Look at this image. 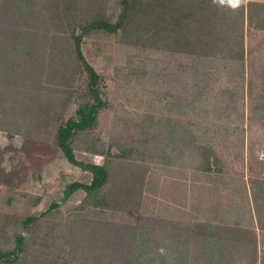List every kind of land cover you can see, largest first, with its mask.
<instances>
[{
	"label": "rangeland",
	"instance_id": "rangeland-1",
	"mask_svg": "<svg viewBox=\"0 0 264 264\" xmlns=\"http://www.w3.org/2000/svg\"><path fill=\"white\" fill-rule=\"evenodd\" d=\"M57 1L63 9V0ZM147 1L135 0L138 6ZM182 1L193 5L198 0ZM40 2L0 0V28L5 35L0 41L3 251L13 250L16 229L24 218L41 215L54 203L59 207L47 218L48 224L61 225L68 232L73 225L90 220L87 218L93 211L86 204L84 191H77L64 202L67 186L75 181L89 184L91 174L71 166L63 154L49 153L61 119H69L87 99L88 74L73 55V39L64 13L61 25L57 26L55 20L53 25V20L46 24L39 12L50 9L37 7H44ZM250 2L264 4V0H246ZM75 6L78 20L91 19L101 12L113 24L122 7L121 0H75ZM146 8L163 11L160 7ZM262 23L264 14L251 25L245 20L244 63L137 46L123 41L122 31L83 34L85 59L100 75V97L112 108L101 110L99 125L91 134L77 139L75 154L87 163L104 162V157L86 151L94 141L113 156L125 155L123 171H132L138 180L136 186H127L134 191L133 196L117 203L120 212H109L106 217H113L120 226L155 231L154 238L160 241H164L166 232L190 235L194 228L191 216H204L208 223H214L222 209H230L234 199L230 188L224 189L226 184L236 186L242 194L244 186L250 190L254 179L264 180ZM60 30H64L62 35L58 34ZM144 169L148 181L139 178ZM38 198L41 201L35 204ZM167 207L171 209L166 211ZM94 212L90 216L105 218L98 210ZM258 212L264 224L262 200ZM257 223L254 217L250 230L258 235L262 257L264 230ZM40 226L23 234L33 238L29 248L44 251L45 258L60 255L65 260L83 262L91 252H99L96 245L78 249L79 254L73 256L59 251L64 241L60 244L54 233L50 240L46 234L53 232L51 226ZM41 239L45 245H35ZM248 250L243 246L238 249L243 254L238 256V264H246L243 256ZM108 257L104 264H113Z\"/></svg>",
	"mask_w": 264,
	"mask_h": 264
},
{
	"label": "trees",
	"instance_id": "trees-1",
	"mask_svg": "<svg viewBox=\"0 0 264 264\" xmlns=\"http://www.w3.org/2000/svg\"><path fill=\"white\" fill-rule=\"evenodd\" d=\"M121 6V12L113 24L112 20L107 19L101 12L91 19L78 20L75 0H63L65 20L74 41L75 53L88 74V94L87 99L81 101L69 119H61L52 143L60 148L71 165L92 176L89 184H69L64 196L65 202L77 191H84L87 195L86 204L92 206L89 210H93L87 218L90 220L73 225L69 232L64 231L61 225H52L50 221L48 224L47 218L59 207L58 203H54L45 213L27 216L20 222L21 226L16 229L15 246L10 251L0 249V262L97 264L100 261L98 264H104L110 256L113 264H238V256L243 255L238 253V249L243 246L244 249H249L243 256L246 264H264V254L259 256L258 235L255 230H250L254 225V217L259 228L264 230L263 219L258 212L259 200L264 201V180L254 179L250 190L244 186L242 194L238 193L236 186L226 184L224 189L230 188L234 201L230 209H222L218 213V221L208 223L204 216L197 219L191 216L194 228L190 235L166 232L164 241H160L154 238L155 231L140 229L135 225L120 226L113 217H106L109 212H120L121 207L117 203L127 201L133 196L131 193L134 191L127 186L130 187L132 183L136 186L138 182L136 174L132 171H123L125 155L113 156L110 152L102 150L94 141L87 145L89 148L86 151L103 156L105 161L102 165L80 161L75 154L77 139L91 134L99 125L101 110L112 108L100 97V75L83 55V34L99 30L115 34L122 31L125 34L123 41L137 46L244 63L245 20L247 19L249 25L259 21L264 14V4L246 3V0H243L238 6L232 7L227 0H224V3L220 0H198L193 5L182 0H148L144 6H138L135 0H121ZM146 7L156 10L160 7L163 11L158 13ZM259 27L264 29V23L259 24ZM4 38L0 28V41ZM142 172L139 178L146 181V169ZM130 180L133 182L130 183ZM40 201V198L36 199L35 204ZM170 209L171 207H167L166 211ZM94 210H98L105 218L90 216L95 214ZM175 216L180 217L178 214ZM40 225L45 229L51 226L53 232L46 234L50 240L53 239L54 233L60 244L64 241L62 246L59 245V251H67L73 256L79 254L78 249L86 250L96 245L95 248L100 247L99 252H91L83 258V262L65 260L60 255H57L56 259L45 258L44 251L29 248L33 238L29 239L23 234L24 231L31 232L33 227ZM44 228L41 229L42 232ZM44 240L47 242V238ZM35 245L41 247L45 244L41 239ZM104 249H108V253Z\"/></svg>",
	"mask_w": 264,
	"mask_h": 264
},
{
	"label": "crops",
	"instance_id": "crops-1",
	"mask_svg": "<svg viewBox=\"0 0 264 264\" xmlns=\"http://www.w3.org/2000/svg\"><path fill=\"white\" fill-rule=\"evenodd\" d=\"M57 0H53V1H51V3H50V1L49 0H41V2L40 3H43V5H44V7H41V6H38V5H36L37 7H40V9L41 8H49L50 9V11L49 12H42V11H40L39 13L40 14H43V16H44V19H45V23L47 24L48 23V21L49 20H53L52 22H51V24L53 25L55 22V24L58 26V25H61L63 22H64V19H62V18H64V16H63V13H64V11H63V9H62V7H61V4H58L57 2H56ZM60 3V2H59ZM258 3H260V2H258ZM39 14V20H42V18H41V15ZM55 14V16H53ZM46 17V18H45ZM54 20H55V22H54ZM15 24V23H14ZM12 25H13V23H12ZM62 32H64V30L62 31ZM61 32V30L58 32V34L59 35H62L63 33ZM65 33H67V31L65 30ZM68 36V35H67ZM73 45H74V41H73ZM59 46H61V45H59ZM75 46V45H74ZM82 52H83V46H82ZM61 55H63V54H61ZM73 55L74 56H76L77 57V55H76V53H75V47H74V52H73ZM83 55H84V53H83ZM85 57V56H84ZM78 59V58H77ZM79 63L81 64V66L83 67V65H82V63L79 61ZM84 68V67H83ZM87 73V72H86ZM87 89H88V87H87ZM35 143H38V141H34ZM33 142V143H34ZM34 143V144H35ZM45 144H47V143H45ZM60 150V148H58V147H56L55 145H52V146H50V148H49V153L50 154H52V153H54V154H63V156H64V153L61 151V152H59L58 153V150ZM100 156V155H99ZM101 157H103V156H101ZM66 158V157H65ZM66 161H68V160H66ZM104 161V160H103ZM84 162V161H83ZM85 163H87V162H85ZM104 162H101V163H97V162H93V163H88V164H96V165H102ZM72 166V165H71ZM88 173V172H87ZM91 180H92V178H91ZM75 182H77V181H75ZM79 183H82V182H80V181H78ZM73 183V182H72ZM71 184V183H70ZM84 184H87V183H84ZM81 191V190H80Z\"/></svg>",
	"mask_w": 264,
	"mask_h": 264
},
{
	"label": "clouds",
	"instance_id": "clouds-1",
	"mask_svg": "<svg viewBox=\"0 0 264 264\" xmlns=\"http://www.w3.org/2000/svg\"><path fill=\"white\" fill-rule=\"evenodd\" d=\"M221 3H224V0H220ZM227 2L232 6V7H236L239 4H241L243 2V0H227Z\"/></svg>",
	"mask_w": 264,
	"mask_h": 264
}]
</instances>
